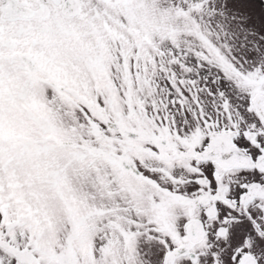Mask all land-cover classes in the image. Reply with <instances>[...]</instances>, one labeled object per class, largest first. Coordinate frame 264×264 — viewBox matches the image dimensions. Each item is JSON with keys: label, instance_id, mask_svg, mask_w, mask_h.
Returning a JSON list of instances; mask_svg holds the SVG:
<instances>
[{"label": "snow or ice", "instance_id": "obj_1", "mask_svg": "<svg viewBox=\"0 0 264 264\" xmlns=\"http://www.w3.org/2000/svg\"><path fill=\"white\" fill-rule=\"evenodd\" d=\"M0 264H264V0H0Z\"/></svg>", "mask_w": 264, "mask_h": 264}]
</instances>
